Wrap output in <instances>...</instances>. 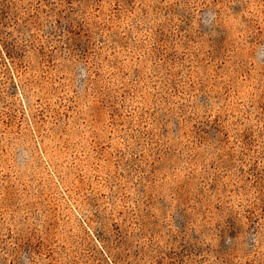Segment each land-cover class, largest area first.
I'll return each instance as SVG.
<instances>
[{
  "label": "rangeland",
  "instance_id": "obj_1",
  "mask_svg": "<svg viewBox=\"0 0 264 264\" xmlns=\"http://www.w3.org/2000/svg\"><path fill=\"white\" fill-rule=\"evenodd\" d=\"M0 264H264V0H0Z\"/></svg>",
  "mask_w": 264,
  "mask_h": 264
}]
</instances>
